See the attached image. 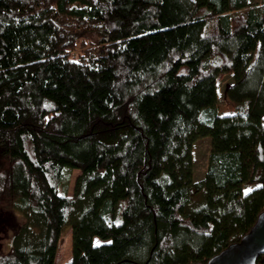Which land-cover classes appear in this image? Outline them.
Returning a JSON list of instances; mask_svg holds the SVG:
<instances>
[{
  "label": "trees",
  "instance_id": "trees-1",
  "mask_svg": "<svg viewBox=\"0 0 264 264\" xmlns=\"http://www.w3.org/2000/svg\"><path fill=\"white\" fill-rule=\"evenodd\" d=\"M263 116L264 0H0V264H54L66 227V264H206L264 210Z\"/></svg>",
  "mask_w": 264,
  "mask_h": 264
},
{
  "label": "rangeland",
  "instance_id": "rangeland-1",
  "mask_svg": "<svg viewBox=\"0 0 264 264\" xmlns=\"http://www.w3.org/2000/svg\"><path fill=\"white\" fill-rule=\"evenodd\" d=\"M262 0H249V4L258 5L261 4ZM90 42H95L97 40L96 36L85 35ZM232 80V76L224 75L217 83V96L215 103V110L219 115H231L234 113V103L230 102L225 96V86L229 84ZM264 123V116L262 118ZM192 150V170H193V181H199L203 177L206 166L208 164V156L210 152V138H199V140L193 143ZM79 171L73 169L68 172V180L65 184V193L67 196H72L73 185ZM250 185L244 186L243 191L252 189ZM203 201L198 198L199 204ZM23 218L21 215L17 216L13 213L7 204H0V254L6 252L11 247V235L13 232L18 230V226L22 222ZM94 243H100V239L94 238ZM58 249L56 251L55 264H66L71 260V233L69 227H66L61 239L58 244Z\"/></svg>",
  "mask_w": 264,
  "mask_h": 264
},
{
  "label": "water",
  "instance_id": "water-1",
  "mask_svg": "<svg viewBox=\"0 0 264 264\" xmlns=\"http://www.w3.org/2000/svg\"><path fill=\"white\" fill-rule=\"evenodd\" d=\"M264 254V210L260 212L248 233L223 251L210 258L206 264H256Z\"/></svg>",
  "mask_w": 264,
  "mask_h": 264
},
{
  "label": "crops",
  "instance_id": "crops-1",
  "mask_svg": "<svg viewBox=\"0 0 264 264\" xmlns=\"http://www.w3.org/2000/svg\"><path fill=\"white\" fill-rule=\"evenodd\" d=\"M56 261V260H55ZM55 264V263H54Z\"/></svg>",
  "mask_w": 264,
  "mask_h": 264
},
{
  "label": "snow or ice",
  "instance_id": "snow-or-ice-1",
  "mask_svg": "<svg viewBox=\"0 0 264 264\" xmlns=\"http://www.w3.org/2000/svg\"><path fill=\"white\" fill-rule=\"evenodd\" d=\"M250 191V190H249Z\"/></svg>",
  "mask_w": 264,
  "mask_h": 264
}]
</instances>
